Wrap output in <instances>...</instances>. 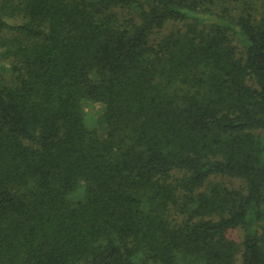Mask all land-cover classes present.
<instances>
[{"label": "trees", "instance_id": "trees-1", "mask_svg": "<svg viewBox=\"0 0 264 264\" xmlns=\"http://www.w3.org/2000/svg\"><path fill=\"white\" fill-rule=\"evenodd\" d=\"M0 60V264H264V0H0Z\"/></svg>", "mask_w": 264, "mask_h": 264}, {"label": "clouds", "instance_id": "clouds-1", "mask_svg": "<svg viewBox=\"0 0 264 264\" xmlns=\"http://www.w3.org/2000/svg\"><path fill=\"white\" fill-rule=\"evenodd\" d=\"M90 79H93V75L90 74L89 76ZM80 100V108L83 111L85 107V103L87 101H91L93 103H99L103 105V113H106L107 111V105L105 104L104 101H96L91 97H85L81 95L79 97ZM83 125V120L81 121ZM86 130L91 132H95L97 129L96 127L88 128L85 126ZM264 143V141H262ZM29 183H34V181L30 180ZM89 195V181L87 177L81 176L76 179V182L73 186V188L65 193V199L68 201H71V205L73 207L78 206L80 203H86L87 202V197ZM179 255V254H177ZM131 264H154L152 260H149L146 256V253L144 251H137L134 256L130 257ZM200 264H203V261L200 262Z\"/></svg>", "mask_w": 264, "mask_h": 264}, {"label": "rangeland", "instance_id": "rangeland-1", "mask_svg": "<svg viewBox=\"0 0 264 264\" xmlns=\"http://www.w3.org/2000/svg\"><path fill=\"white\" fill-rule=\"evenodd\" d=\"M180 24H177V23H172V24H169L165 27L164 31L165 30H169L171 27H174V26H178ZM4 62L2 60H0V65H2ZM2 72L0 71V77L2 76L1 74ZM3 77V76H2ZM102 106L98 103H92L90 101H87L85 103V107H84V110H83V113H84V119H85V122L87 124V126L89 127H96V131L99 135H104V132H105V129L103 127V125L101 124H98V119L102 113ZM212 179H215V180H220L221 178L217 177V178H212ZM210 179V180H212ZM225 182L228 181V179H221ZM231 184L233 186H236L238 184V181L237 180H232L231 181ZM227 235L236 240V241H239L241 239V231L239 229H234V230H231L227 233Z\"/></svg>", "mask_w": 264, "mask_h": 264}]
</instances>
